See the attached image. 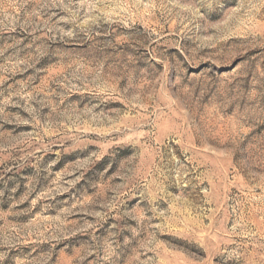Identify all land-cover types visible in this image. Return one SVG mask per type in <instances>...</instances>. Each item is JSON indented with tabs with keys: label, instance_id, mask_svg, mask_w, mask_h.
Instances as JSON below:
<instances>
[{
	"label": "rangeland",
	"instance_id": "obj_1",
	"mask_svg": "<svg viewBox=\"0 0 264 264\" xmlns=\"http://www.w3.org/2000/svg\"><path fill=\"white\" fill-rule=\"evenodd\" d=\"M0 264H264V0H0Z\"/></svg>",
	"mask_w": 264,
	"mask_h": 264
}]
</instances>
